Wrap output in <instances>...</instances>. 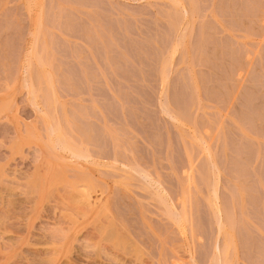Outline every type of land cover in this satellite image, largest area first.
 <instances>
[{"label":"rangeland","instance_id":"1","mask_svg":"<svg viewBox=\"0 0 264 264\" xmlns=\"http://www.w3.org/2000/svg\"><path fill=\"white\" fill-rule=\"evenodd\" d=\"M0 264H264V0H0Z\"/></svg>","mask_w":264,"mask_h":264}]
</instances>
